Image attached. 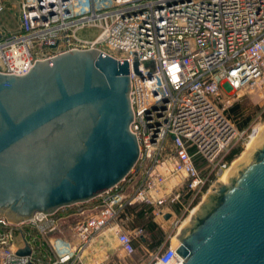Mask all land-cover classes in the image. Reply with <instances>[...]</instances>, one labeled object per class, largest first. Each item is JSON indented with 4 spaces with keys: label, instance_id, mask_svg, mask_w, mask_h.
<instances>
[{
    "label": "built area",
    "instance_id": "2783aa9c",
    "mask_svg": "<svg viewBox=\"0 0 264 264\" xmlns=\"http://www.w3.org/2000/svg\"><path fill=\"white\" fill-rule=\"evenodd\" d=\"M5 7L0 0V13ZM85 26L100 31L82 38L77 32ZM88 48L127 59L129 127L138 159L91 205L36 212L22 221L1 216L0 264H100V255H107L92 246L106 228L132 255L133 240L142 238L144 229L127 231L121 221L127 207L145 204L153 217H163L166 204L192 194L191 202L212 188L229 169L232 160L226 155L240 136L219 106L223 86H252L263 74L264 0H19L17 28L0 31V72L24 74L36 60ZM168 159H173L172 172H183L186 179L169 196L153 199L155 171ZM66 221L73 242L54 238L48 242L54 256L40 253L41 237ZM25 245L29 254L18 255ZM176 246L158 248L148 264H180Z\"/></svg>",
    "mask_w": 264,
    "mask_h": 264
},
{
    "label": "water",
    "instance_id": "95a60500",
    "mask_svg": "<svg viewBox=\"0 0 264 264\" xmlns=\"http://www.w3.org/2000/svg\"><path fill=\"white\" fill-rule=\"evenodd\" d=\"M129 90L127 59L96 48L0 72V217L52 214L120 182L139 155ZM198 205L175 234L180 264H264V137Z\"/></svg>",
    "mask_w": 264,
    "mask_h": 264
},
{
    "label": "rangeland",
    "instance_id": "374dc122",
    "mask_svg": "<svg viewBox=\"0 0 264 264\" xmlns=\"http://www.w3.org/2000/svg\"><path fill=\"white\" fill-rule=\"evenodd\" d=\"M5 9L0 13V31L3 33L13 31L18 26V6H19V0H5ZM100 31V27L98 26H85L81 28L77 34L78 36L86 39H92L94 38L97 33ZM238 103L239 108L237 113H232L228 111L230 107H232L234 104ZM219 106L223 108V111L227 114V116L231 119L233 124L235 125L238 133L236 138L237 140H234L232 142L230 150L236 146L240 147V152L232 158V163L237 160L243 151L246 148L247 143L250 141L248 134L251 132L252 129L256 128L254 133H257L260 129L264 127V68H263V74L261 78L258 80V82L255 85L247 86L238 90L230 89L226 86H223V93L220 97ZM246 120V124L243 127H239L241 123H243ZM227 153V154H228ZM243 159L239 160L237 164L241 163ZM231 163V165H232ZM230 165V167H231ZM235 166V165H233ZM229 167V168H230ZM233 169V167H232ZM224 174H230L229 169ZM215 185V184H214ZM208 191H202L198 195H196L195 199H193L191 202L192 194L187 196H182V198H179V202L166 204L163 206V209H169L172 210L176 215V222L169 224L163 222L162 216H154V221L161 226V229L164 232H172L171 242L176 243L177 239L175 237V233L178 231V229L184 225L189 219L190 215L192 213L191 208L196 204L195 209H198V203H200L204 198L205 195L211 191V187H208ZM168 203V202H167ZM153 216V215H152ZM11 221V220H10ZM184 223V224H183ZM150 248V247H149ZM154 254V252H153ZM152 254V255H153ZM101 262L100 264H109V260L104 259V255H100ZM112 260L113 263L111 264H136L138 262V259L131 258L127 255H125L121 250L114 249V252L112 253ZM108 261V262H106ZM149 258L144 259V263L142 264H148ZM140 264V263H139Z\"/></svg>",
    "mask_w": 264,
    "mask_h": 264
},
{
    "label": "crops",
    "instance_id": "0c3cea01",
    "mask_svg": "<svg viewBox=\"0 0 264 264\" xmlns=\"http://www.w3.org/2000/svg\"><path fill=\"white\" fill-rule=\"evenodd\" d=\"M172 164H173V159H168L164 163H162L155 171V174H156L155 181L153 182L149 190V193L153 199H156L162 196H169L173 191H175L176 189H178L179 187L183 185L186 179V174L183 172H172L171 170ZM93 202H94V199H91L81 204H74L71 206H67L64 212L74 211L80 206H88V205H91ZM165 210H166V213H170L171 215L169 218L163 217V222L169 223V224H172L173 222L175 223L176 222L175 213L169 209L168 210L165 209ZM121 221L122 223H124L129 233H132L135 227L137 226L140 227V225H138V222L136 220L134 210H131V209H128L125 212V214L121 218ZM163 233H164L163 241L158 248H161L167 244H173L171 242L172 232L167 233L163 231ZM54 238H62L65 241H69L71 243L73 242L74 236L72 234L71 224L69 221L61 223L59 225L58 230L49 232L45 236L41 237L40 239L41 245H39L40 247L39 252L45 253L49 257L54 256V253L50 249V245L48 243ZM133 242H134L135 251L132 255H127V256L138 259V262H136V264L144 263L143 261L146 258L147 259L149 258L150 260L153 252H155L158 249V248L157 249L149 248L150 247L149 244L151 240H150L149 234L145 230H144L143 237L140 239H134ZM92 247H94L95 250H99V251L103 250L107 255L106 258L107 260H109V264L113 263L112 253L114 252V249L121 250V248L119 247L117 243L116 236L113 233L111 228H106L100 235H98L95 238V244ZM106 258L104 257V259ZM86 263L89 264V261H86Z\"/></svg>",
    "mask_w": 264,
    "mask_h": 264
},
{
    "label": "trees",
    "instance_id": "16d2710c",
    "mask_svg": "<svg viewBox=\"0 0 264 264\" xmlns=\"http://www.w3.org/2000/svg\"><path fill=\"white\" fill-rule=\"evenodd\" d=\"M239 108L238 103L234 104L226 113L232 112L237 113ZM264 117V112H263ZM246 124V120L239 125V127H243ZM240 152V147L236 146L230 150V152L226 155V160L230 161L233 157H235ZM134 210L136 220L138 225L142 227L150 236V248L157 249L163 241V231L160 228L159 224L154 221V217L150 214V207L145 204H135L127 207V210Z\"/></svg>",
    "mask_w": 264,
    "mask_h": 264
},
{
    "label": "bare ground",
    "instance_id": "6f19581e",
    "mask_svg": "<svg viewBox=\"0 0 264 264\" xmlns=\"http://www.w3.org/2000/svg\"><path fill=\"white\" fill-rule=\"evenodd\" d=\"M264 137V127L262 129H260L257 133H254V135L252 136V139L247 143L245 150L243 151V153L241 154V156L235 160L231 167L229 168V173L232 170V167H234L233 165H236V163L241 160V159H246L248 157V154L250 153V151L252 150V148L254 147V145ZM229 174H224L222 176V178L219 180L221 182H226V179L228 177ZM184 224V223H183ZM175 264V263H173Z\"/></svg>",
    "mask_w": 264,
    "mask_h": 264
}]
</instances>
